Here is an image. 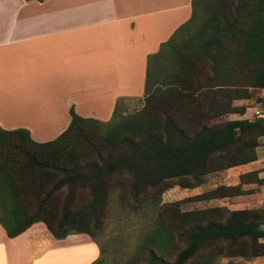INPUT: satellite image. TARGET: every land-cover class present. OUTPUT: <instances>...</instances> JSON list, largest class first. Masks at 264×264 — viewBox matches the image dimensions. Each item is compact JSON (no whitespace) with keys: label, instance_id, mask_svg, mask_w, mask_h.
I'll list each match as a JSON object with an SVG mask.
<instances>
[{"label":"trees","instance_id":"trees-1","mask_svg":"<svg viewBox=\"0 0 264 264\" xmlns=\"http://www.w3.org/2000/svg\"><path fill=\"white\" fill-rule=\"evenodd\" d=\"M202 1L192 0L189 20L148 55L140 110L117 119L118 101L110 119L101 121L71 107L65 130L43 142L26 129L0 128V224L8 237L42 221L57 239L71 233L94 239L114 190L122 203H134L157 197L173 179L194 187L207 173L257 159L264 118H221L237 112L233 101L248 98L249 88H264V0L210 1L193 46L177 47L176 35L197 20ZM168 45L179 51L176 63L152 87L151 63ZM248 182L264 178L242 173L237 184H221L199 197L242 195ZM220 211L224 219L215 220ZM177 213L158 212L157 228L140 247H146V264H187L204 250L221 254L219 242L239 244L242 257L264 255V207ZM177 238L185 246L169 263L164 258ZM100 263L101 258L92 264Z\"/></svg>","mask_w":264,"mask_h":264},{"label":"crops","instance_id":"crops-1","mask_svg":"<svg viewBox=\"0 0 264 264\" xmlns=\"http://www.w3.org/2000/svg\"><path fill=\"white\" fill-rule=\"evenodd\" d=\"M191 12L192 0H0V128L43 142L65 130L71 107L108 120L118 101L143 96L148 55ZM254 163L225 169L231 185L250 171L264 178ZM101 253L85 233L57 239L38 221L8 237L0 224V264H92Z\"/></svg>","mask_w":264,"mask_h":264},{"label":"rangeland","instance_id":"rangeland-1","mask_svg":"<svg viewBox=\"0 0 264 264\" xmlns=\"http://www.w3.org/2000/svg\"><path fill=\"white\" fill-rule=\"evenodd\" d=\"M210 1L212 0H203L200 7L201 13L197 20L190 22L184 27L183 31L176 35L177 47L184 43H191V47L193 46L191 37L197 32L199 22L203 19L204 9ZM165 49L163 57L155 59L151 63V77L154 82L152 87L161 85L164 76L172 70L173 65L176 63L179 51L172 50L170 45L166 46ZM260 89L259 87L249 88L250 96L248 98L233 101L234 106L238 109L237 112L226 114L221 119H254L252 107L261 93ZM143 103V96L138 99L127 98L121 100L116 110V118L119 119L140 110ZM257 148V159L252 167L262 165V170H264V137L259 140ZM234 178V174L223 169L207 173L203 178V182L194 187H182L175 184L178 182L177 179H173L172 186L166 188L157 197L143 196L139 197L136 202L132 203L133 201H131L128 204L120 201L118 190L112 191L100 231H96L94 236L102 250L100 264H146L149 260V258H146L147 253L144 250L146 247L143 249H140V247L146 244L149 234L157 228V215L162 209L173 215H179L177 210L178 212H184L202 208H216L217 206L228 209L264 207V182L260 183L263 186H261L262 189L255 187L257 188L256 193L255 188L251 189L242 185V188L247 190L242 195L213 199L199 197V194L221 184L231 185ZM223 215L225 216L224 211L216 212L214 219L221 221L224 219ZM262 227H264V222ZM259 240L264 242V238ZM184 246V241L177 238L175 246L170 247V256L165 257L164 260L169 263L174 261L176 255ZM215 246L221 247L223 252L219 254L218 252L210 253V251L204 250L187 264H201L205 260L209 261L210 264H227L229 262L234 264H264V255L242 257L238 254L239 244L237 243L231 246L228 243L219 242L215 243ZM139 249L142 250V253L138 255ZM71 253L76 255L75 251L68 252V254ZM58 256L57 258H60Z\"/></svg>","mask_w":264,"mask_h":264},{"label":"built area","instance_id":"built-area-1","mask_svg":"<svg viewBox=\"0 0 264 264\" xmlns=\"http://www.w3.org/2000/svg\"><path fill=\"white\" fill-rule=\"evenodd\" d=\"M260 91L261 93L252 107V115L255 118H264V88H261Z\"/></svg>","mask_w":264,"mask_h":264}]
</instances>
